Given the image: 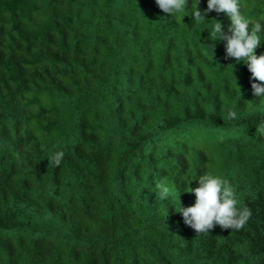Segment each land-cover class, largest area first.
<instances>
[{"label": "trees", "instance_id": "trees-1", "mask_svg": "<svg viewBox=\"0 0 264 264\" xmlns=\"http://www.w3.org/2000/svg\"><path fill=\"white\" fill-rule=\"evenodd\" d=\"M241 7L264 23V0ZM185 15L155 0H0V264H264V97L209 38L227 16ZM205 172L251 210L241 230L184 224L176 209Z\"/></svg>", "mask_w": 264, "mask_h": 264}, {"label": "clouds", "instance_id": "clouds-1", "mask_svg": "<svg viewBox=\"0 0 264 264\" xmlns=\"http://www.w3.org/2000/svg\"><path fill=\"white\" fill-rule=\"evenodd\" d=\"M158 8L170 17L190 13L193 22L205 24L210 12L223 13L230 24L225 31L221 21L213 19L209 30V38L224 41L225 59L243 62L251 73L252 93L255 97H264V54L257 55L256 50L261 46L264 33V23L248 19L241 7V0H207V7L199 9L200 0H192L191 10H187L188 0H155ZM215 48V43L211 45ZM239 87V86H238ZM240 91V88H239ZM241 94V93H240ZM237 113L229 110L227 119H235ZM256 132L264 137V123L256 127ZM64 153L53 154L49 164L59 167ZM156 195L161 200L169 198L170 189L163 183L155 184ZM187 192L194 194L195 203L192 206L180 207L176 211L182 215L185 225L191 227L197 234H209V231L219 226L221 229L241 230L251 218L252 212L245 205L240 206L236 188L227 179L205 172L198 178V186L188 187Z\"/></svg>", "mask_w": 264, "mask_h": 264}]
</instances>
